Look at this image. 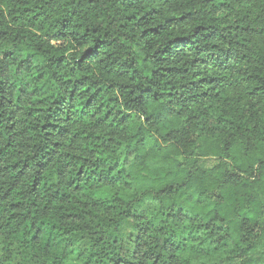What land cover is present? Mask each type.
<instances>
[{"label":"clouds","instance_id":"1","mask_svg":"<svg viewBox=\"0 0 264 264\" xmlns=\"http://www.w3.org/2000/svg\"><path fill=\"white\" fill-rule=\"evenodd\" d=\"M0 105V264H264V0H0Z\"/></svg>","mask_w":264,"mask_h":264},{"label":"trees","instance_id":"2","mask_svg":"<svg viewBox=\"0 0 264 264\" xmlns=\"http://www.w3.org/2000/svg\"><path fill=\"white\" fill-rule=\"evenodd\" d=\"M63 24H64L65 27H68V26H69V22H68L67 20H65V21L63 22ZM211 35H212V37L215 38V39H223L222 34H218V33L216 32L215 29L212 30ZM0 106H2V105H0ZM0 115H2V114H0ZM165 244H167V241H165Z\"/></svg>","mask_w":264,"mask_h":264}]
</instances>
